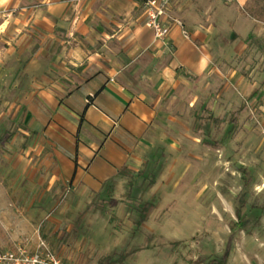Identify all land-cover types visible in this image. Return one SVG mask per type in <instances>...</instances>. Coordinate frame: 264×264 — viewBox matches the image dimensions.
<instances>
[{
  "label": "rangeland",
  "instance_id": "obj_1",
  "mask_svg": "<svg viewBox=\"0 0 264 264\" xmlns=\"http://www.w3.org/2000/svg\"><path fill=\"white\" fill-rule=\"evenodd\" d=\"M15 2L0 1V25L47 7ZM247 4L264 0L170 1L169 18L203 33L198 47L211 62L205 79L182 86L190 92L181 108L163 99L171 110L147 131L142 177L118 188L87 197L34 176L31 138L18 131L26 115L13 108L15 92H3L0 135L18 134L0 145V264H100L121 254L123 264H222L230 241L229 264H264V21Z\"/></svg>",
  "mask_w": 264,
  "mask_h": 264
},
{
  "label": "crops",
  "instance_id": "obj_2",
  "mask_svg": "<svg viewBox=\"0 0 264 264\" xmlns=\"http://www.w3.org/2000/svg\"><path fill=\"white\" fill-rule=\"evenodd\" d=\"M119 2L92 0L97 8L82 10L46 0L0 25V96L15 92L33 174L57 192L90 197L142 177L147 131L171 110L163 99L173 98L177 111L190 92L182 86L207 76L211 56L198 47L200 30L171 16L184 29L171 24L168 38L157 39L139 0Z\"/></svg>",
  "mask_w": 264,
  "mask_h": 264
},
{
  "label": "built area",
  "instance_id": "obj_3",
  "mask_svg": "<svg viewBox=\"0 0 264 264\" xmlns=\"http://www.w3.org/2000/svg\"><path fill=\"white\" fill-rule=\"evenodd\" d=\"M144 6L145 14L148 18L146 26L153 30L155 37L160 40H165L170 35L171 24H175L184 29L183 23L171 18L169 21H163L164 18H169L167 11L171 0H139ZM233 1V0H230ZM186 38H190V34L183 30Z\"/></svg>",
  "mask_w": 264,
  "mask_h": 264
},
{
  "label": "trees",
  "instance_id": "obj_4",
  "mask_svg": "<svg viewBox=\"0 0 264 264\" xmlns=\"http://www.w3.org/2000/svg\"><path fill=\"white\" fill-rule=\"evenodd\" d=\"M244 11L253 19L258 20V21H264V7L259 5V4H247ZM215 122H218L215 120ZM14 132H7L4 135H0V145H4L6 140H10L13 136H14ZM244 173V185L245 187H247L249 185V173L247 170L244 169L243 171ZM131 183V182H130ZM150 204L147 203L145 205V213L142 215L143 218L141 220V222H144V220L147 218V214L146 211L148 212V209L150 208ZM92 208H96V204H90L87 207L86 212L90 211ZM239 226L238 232H241V226L239 224H237ZM237 232V233H238ZM250 232V231H249ZM236 233V234H237ZM236 234L232 231L231 232V238L235 237ZM232 249V244L231 241L228 244V248L226 250V252H224V254L221 256V260H222V264H228V256H229V252ZM127 258L126 254H121L118 256L117 260H113L112 256H108L105 257L101 260L102 263L100 264H123L124 260Z\"/></svg>",
  "mask_w": 264,
  "mask_h": 264
}]
</instances>
